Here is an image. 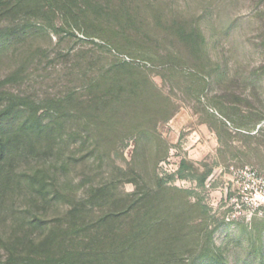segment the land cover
<instances>
[{
    "label": "rangeland",
    "instance_id": "obj_1",
    "mask_svg": "<svg viewBox=\"0 0 264 264\" xmlns=\"http://www.w3.org/2000/svg\"><path fill=\"white\" fill-rule=\"evenodd\" d=\"M2 3L0 89L30 96L48 128L13 161L0 259L72 208L97 219L147 193L176 232L156 264L264 262V0Z\"/></svg>",
    "mask_w": 264,
    "mask_h": 264
},
{
    "label": "trees",
    "instance_id": "obj_2",
    "mask_svg": "<svg viewBox=\"0 0 264 264\" xmlns=\"http://www.w3.org/2000/svg\"><path fill=\"white\" fill-rule=\"evenodd\" d=\"M0 2V16H3L7 4L2 3L4 0ZM18 5L16 2L14 6ZM5 42L6 38L0 35V45ZM2 83L4 80L0 81ZM124 90L123 86L102 89L97 101L90 102H111L122 96ZM34 105L30 96L0 89V200L12 189L17 175L13 165L15 158L26 150L31 154L42 148V144L39 148V135L48 126L37 117ZM24 113L28 116L22 119ZM236 128L250 136L260 131L257 129L251 134L255 131V123L237 124ZM103 190V187L95 189ZM138 194H132L133 199L120 198L121 203L127 202L126 207L118 205V209L101 212L97 219L78 218L75 213L79 210L70 209L67 223L58 221L44 238L10 244L0 264H156L161 256L171 251L176 232L168 236L165 229L162 231L163 224L154 223L150 215L152 209L147 205V193ZM170 260L171 257L166 258L163 263Z\"/></svg>",
    "mask_w": 264,
    "mask_h": 264
}]
</instances>
